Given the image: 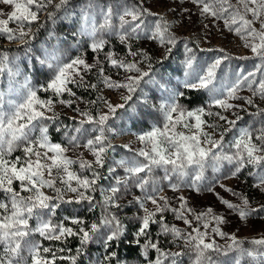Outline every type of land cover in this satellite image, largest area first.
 I'll return each mask as SVG.
<instances>
[{
  "label": "snow or ice",
  "instance_id": "snow-or-ice-1",
  "mask_svg": "<svg viewBox=\"0 0 264 264\" xmlns=\"http://www.w3.org/2000/svg\"><path fill=\"white\" fill-rule=\"evenodd\" d=\"M191 2L200 8L202 16L223 21L224 27L239 36L244 47L250 48L252 54L261 60L256 71L246 75L238 73L230 84L218 87L217 69L227 56L215 59L198 71L194 67L193 50L185 45V79L182 86L184 89L207 91L210 94L207 108L184 107L179 102L185 95L183 91L169 88L163 77L155 79L156 69L149 52L142 48L133 50V42L141 38L157 42L165 48L162 59L156 61V64H162L163 60L170 58L178 44L170 22L145 7L144 0H136L132 4L128 0H105L104 3L100 0H81L79 5H74L72 0H0V3L14 7L7 19H0V37L9 42L20 40L28 45L39 27L45 26L40 21L41 15L46 14V22L52 25L58 19L78 17V29L73 38H86L90 41L88 48L96 54L90 64L83 51L73 57L58 54L55 45L46 50L39 62L49 69L51 77L42 87L56 99L49 97L42 100L29 77L20 71L21 57L0 47V77L6 75L8 79L7 89L0 88V193L3 194L0 198V264H57V261L65 260L69 264H77L88 245L97 241L103 245L105 255L96 264H126L115 250H111L113 243L122 240L126 232V225L112 209L119 210L121 199L132 189L140 192L129 203H135L143 213L135 217L138 227L134 242L142 249L144 264H185V260L187 264H242L245 261L247 264H264V235L240 239L235 233L229 234L221 229L220 225L226 222L225 217L215 214L211 207L196 213L188 207L183 195L177 197L178 207H173L167 197L160 195L164 182L174 192L182 187L196 192L204 190L202 185L209 179L205 175L206 170L211 167L219 171L225 161L232 165V177H238L248 166L256 169L250 173L256 180L254 187L264 192V108H260L254 100L257 96L264 100V0ZM146 17L156 19L149 22ZM10 22L16 23L17 28L9 27ZM34 24L37 25L36 30L33 29ZM48 36L54 39L56 33L50 30ZM112 37L125 46L126 56L121 57L113 49L104 52ZM100 53L104 54V60H100ZM105 64L118 72L122 70L125 73L123 80L108 75ZM93 69H96L98 83H89L85 79ZM258 72L261 75L257 81L253 78ZM98 84L108 89H123L126 94H121L122 102L114 104L98 96L88 102L89 110L75 108L81 119L75 122L71 134L64 132L67 144L53 142L49 127L50 122L59 118L54 111L55 104L71 106L75 103L62 98L65 93L76 96L70 85L95 90ZM147 84H152L161 92L158 103H152V97L144 91L143 85ZM245 86L252 95L240 97L238 93ZM138 93L139 105L130 104ZM234 99H244L246 105L256 109L252 115L262 119L258 128L254 122L251 128L241 129L230 146L235 151L226 152L225 135L241 117L236 114V119L228 120L221 112L211 109L215 106L225 111L241 108L229 102ZM98 101L103 103L106 111L93 112L91 106ZM149 108L162 114V122L158 120L150 125L149 130L135 134L142 147L131 157L113 160L109 164L110 153L115 151L112 139L124 132L123 127L118 129L110 121L119 118L135 126L146 122V115H154L145 111ZM119 110L124 111L117 117ZM50 112L52 115H48ZM205 115L225 121L228 127L209 123L203 118ZM205 128L218 129L219 139ZM124 147L128 148V145ZM77 148H83L94 159L87 160L83 156L72 159L67 155ZM18 150L23 156L13 158V153ZM73 165H78L79 170ZM117 169H123L124 175H117ZM108 178L113 183L105 188L100 181ZM216 183L218 179H212L205 186L206 190L213 192ZM44 189L51 190L54 195H49ZM97 192L100 193L99 201L95 196ZM68 193L73 196L68 197ZM232 194L238 196L240 204L223 198H220L221 202L238 214L241 220L264 211V205L253 208L247 196ZM83 201L88 202L90 211L97 207L101 209L97 221L87 224L80 217L68 216L60 221L54 219L62 203L79 204ZM149 203L153 206L151 209L147 206ZM168 212L183 221L191 231L169 225L165 218ZM153 224H159V235L170 236V243L178 251L161 247V241L151 235ZM212 234L227 238L229 243L219 245ZM70 237L79 240L74 255H62L71 250L43 243L58 241L63 244ZM245 243L250 247H245Z\"/></svg>",
  "mask_w": 264,
  "mask_h": 264
},
{
  "label": "rangeland",
  "instance_id": "rangeland-1",
  "mask_svg": "<svg viewBox=\"0 0 264 264\" xmlns=\"http://www.w3.org/2000/svg\"><path fill=\"white\" fill-rule=\"evenodd\" d=\"M58 2V0H57ZM81 0H72L74 5H79ZM101 3H104L105 0H100ZM136 0H128L129 4L135 3ZM144 6L149 8L153 13H159L167 19L171 24V31L178 38V44L173 49V52L169 59L163 60L162 64H156L157 60H161L165 48L161 47L157 42L147 41L141 38L133 42V50L137 48L146 49L149 54L152 56V62L155 65V79L160 80L163 77V81L168 83V87L171 89H179L180 91L185 92L183 88L184 76V64L183 61L186 55V48H191L195 56L194 67L199 71L201 68L206 67L208 64L212 63L217 58H223L227 56V59H222V63L217 69V86L230 84L236 79L238 73L247 74L250 71H256L257 66L261 64V60L255 57L250 48L244 47V42L240 39L239 36L235 35L233 32H230L227 28L224 27L223 21H217L211 16H202L200 14V8L197 5H194L191 0H144ZM184 9H188L187 12ZM14 11L13 6L4 5L0 3V19H7L8 14ZM46 14L40 16V21L44 22V27H39V30L36 31L35 37L30 41L28 45L22 44L20 40H14L9 42L3 37H0V47L4 50L10 51L13 55H18L21 57L19 61L20 71L24 76L29 77L32 87L37 90V95L42 100H47L49 97H53V94L48 91H44L43 87L46 85L48 80L51 77V72L46 66H43L39 62V58L42 57L46 50H51V46L55 45L58 49V54L66 56H76L82 51L86 52L85 59L88 63L94 62L95 53L88 48V43L90 41L86 38H81L79 36L73 38V33L78 29V17H70L69 19H58L55 25H52L45 20ZM149 22H152L156 17H146ZM9 27L16 29L17 25L14 22H10ZM259 27V25H257ZM37 25H33V29L36 30ZM52 30L56 33L54 39H50L48 36L49 31ZM79 41V43H77ZM113 49L121 57L126 56L125 46L122 45L118 39L115 37L110 38V43L105 47L104 52ZM223 49V51H221ZM100 60H104V54L100 53ZM128 59H132L128 57ZM145 67V65H141ZM105 69L108 75L112 76L113 79L123 80L125 73L120 70L119 72L115 69H111L107 64H105ZM261 73H257V81L260 78ZM22 80L23 77H20ZM89 83H98L96 69L85 77ZM8 79L7 76L0 77V88L7 89ZM73 85H70V87ZM144 91L152 97V103H158L161 92L152 84L143 85ZM86 89V88H85ZM91 91L94 99L89 98H78L77 96L71 97L67 93L62 97L65 100H72L75 103L71 106L67 104L56 103L54 106V111L58 114L59 118L54 122H50L49 134L53 142H60L67 144V138L64 135L65 131H68L69 134L72 132V128L76 121L81 119L79 114L74 111L75 108L79 107L81 110H89L90 105L89 101L97 99L98 96H103L105 99L109 100L112 103H121L120 100L121 94H126L123 89H108L103 84H98V88L95 90L87 89ZM205 95V101L203 104L198 105L197 107L203 106L208 107L210 103V94L202 90ZM238 95L240 97H249L251 92L247 87H243ZM139 93L133 97V100L130 101V104L139 105ZM256 104L260 108H264V100L259 96L254 97ZM179 102L184 105V107L190 109L184 103ZM230 103L234 105H240L241 108H233L229 110L220 109L218 106L212 107L211 111L221 112L222 115L226 116L228 120L236 119V114H238L241 119L237 120L235 127L226 133L225 142H224V151H235L230 146L234 139L239 135L240 130L244 128H251L254 125L258 128L259 121L261 117L253 116L252 113L256 111L252 106L246 105L244 99H234L230 100ZM196 108V107H195ZM91 109L95 113L96 111H106L102 102H99L96 105H92ZM124 110H119L117 117H120L123 114ZM146 112L154 113V115H146V122H139L135 126L131 123H125V121L116 118L110 121L118 129L123 127V134L116 135L112 139V143L115 146V151L110 153L109 164L113 160L126 159L131 157L135 151H137L142 145L136 138V133L140 131H147L151 124L156 123L158 120L162 122V114L157 112L155 109H146ZM52 115V113H48ZM75 117V121L73 120ZM205 120H208L209 123H217L221 125L222 128H227L228 125L225 121H220L217 117H203ZM60 128L61 131L57 132L56 129ZM183 130V129H178ZM206 131L213 134L216 139H219V130H214L211 128H205ZM124 145H128V148H125ZM131 149V151L129 150ZM67 155L72 159L83 156L87 160H93L94 157L84 150L83 148H77L75 150H70ZM15 156H23L22 151H16L13 153V158ZM107 167V165H106ZM73 168L79 170L78 165H73ZM232 165L228 164L226 161L223 162V167L219 171H214L211 167L206 170L205 175L209 178L206 180L202 188L204 190L196 192L192 188L182 187L180 191L174 192L169 187H167V182H164L162 185L163 191L160 195L165 196L169 199L173 207L179 206V201L177 197L183 195L188 202V207L194 209L196 213L205 211L208 207H211L214 210L215 214L225 217L226 222L220 225L221 229L226 233H235V235L240 238H259L261 235H264V211L250 216L247 220H241L238 214L227 209V207L221 202L220 198L228 200L233 204H240L241 200L238 196H234L232 193L243 194L248 197L251 207L256 208L260 205H264V192L259 188L254 187L256 183L255 177L250 175L251 172H255L256 169H253L251 166H248L238 175V177H232L230 175V169ZM103 171V170H102ZM117 175L123 176V169H117ZM162 175V173H157ZM104 175L107 176V172L104 171ZM218 179V183L215 184L213 192L206 190V185L212 179ZM111 183H113L111 178L104 179L100 181V184L107 188ZM224 185L221 187L220 185ZM57 186H60L59 184ZM14 187H18L14 185ZM226 189H231L232 191H227ZM49 195H54V193L49 189H44ZM218 194V195H217ZM139 196L140 192L136 189H132V192L128 195H125L120 203L122 207L119 210L112 209L116 212L118 217L122 222L127 223H138L135 219L137 215H143L142 211L138 209V206L135 203H129L133 199V196ZM73 194L68 193V197H72ZM97 201L100 200V193H95ZM0 198H3V194L0 193ZM150 209L153 207L151 203L147 205ZM85 210L86 213L93 214V218H98L100 216L101 209L97 207L94 211L89 210V204L87 201H83L79 204L77 203H62L60 208L57 210L56 216L54 219L56 221L62 220L64 217H77L78 212ZM166 222L169 225H176L182 230L191 231L190 228L183 223L181 220H177L175 216L168 212L165 214ZM189 219H192L189 216ZM84 220V219H83ZM87 224H90L91 221L84 220ZM125 224V223H124ZM154 230L152 227L150 229L151 235L154 239L161 241V247L171 248L173 251H178L179 249L175 248L171 243V237H164L159 235L160 226L159 224H153ZM195 226V223L194 225ZM203 231V229H201ZM38 238V237H37ZM75 238L76 237H70ZM212 238L219 245H225L229 243L227 238H221L215 234H212ZM69 239V238H68ZM58 241H43L45 246L52 247H61L56 243ZM79 242V240H78ZM135 244V243H134ZM141 244H143V239H141ZM102 245L99 241L93 242L88 245L86 253L78 259L77 264H96L97 261H100L93 257L90 252L93 247ZM245 247H250L245 243ZM78 248V247H77ZM66 249V248H65ZM71 251H66L62 255H74L76 249H68ZM154 256V253H150ZM57 264H69V261H57ZM126 264H144L143 258H137L135 260L126 261ZM187 264V260H185ZM242 264H247V262H242Z\"/></svg>",
  "mask_w": 264,
  "mask_h": 264
},
{
  "label": "trees",
  "instance_id": "trees-1",
  "mask_svg": "<svg viewBox=\"0 0 264 264\" xmlns=\"http://www.w3.org/2000/svg\"><path fill=\"white\" fill-rule=\"evenodd\" d=\"M72 90L76 93L78 98H89L94 99L91 91L85 89L84 87H76L75 85L71 86ZM185 95L183 98H180L181 102L188 106L190 109L197 107L204 103L206 95L202 90H185ZM78 216L84 220H89L91 222L97 221L98 218H93V214L86 213L85 210L78 212ZM126 225L125 236L120 241H116L113 243L112 249L118 253V256L122 261H131L141 256V248H138L136 244H134V235L136 229L138 227V223L132 224L124 222ZM152 230H154V234L156 230L154 229V225H151ZM58 246H61L66 249H76L79 247V242L75 238H69L61 244L60 242L56 243ZM90 254L98 260H102L105 255V250L103 245H98L91 249Z\"/></svg>",
  "mask_w": 264,
  "mask_h": 264
}]
</instances>
